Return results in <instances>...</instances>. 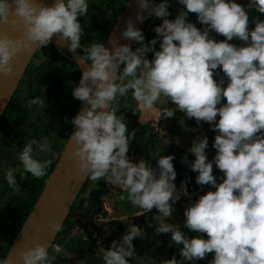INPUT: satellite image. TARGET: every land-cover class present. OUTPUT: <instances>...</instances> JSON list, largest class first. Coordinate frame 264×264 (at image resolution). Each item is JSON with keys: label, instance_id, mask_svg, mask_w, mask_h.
I'll return each mask as SVG.
<instances>
[{"label": "clouds", "instance_id": "clouds-1", "mask_svg": "<svg viewBox=\"0 0 264 264\" xmlns=\"http://www.w3.org/2000/svg\"><path fill=\"white\" fill-rule=\"evenodd\" d=\"M176 2L183 10L169 19V0L155 6L150 0H137L148 17L162 19L154 29L157 38L145 43L143 32L129 19L121 35L140 46L133 50L117 42L110 51L101 42L81 45L84 28L79 18L88 13L87 0H54L50 6L38 0H0V25L21 32L12 38L0 31V75L12 77L18 56L33 55L54 36L72 52L83 47L81 60L87 67L72 95L86 106L69 121L75 126L69 143L74 142L73 157L80 174L122 188L131 204L142 210L138 215L157 210L156 234L171 233V241L183 245L180 260L173 256L163 264L204 260L208 254H214L208 264H264V20L257 18L250 29L245 7L235 0ZM247 7L264 14V0H249ZM189 13L196 14L203 29L189 22ZM145 18L139 12L136 15L138 22ZM213 31L225 39L217 41L210 35ZM234 38L242 44L229 43ZM148 53L154 58L149 60ZM217 70L223 73L219 80ZM129 93L143 113L162 105L160 117L171 118L179 111L194 118L197 126L206 122L218 133L212 161L205 151L207 136L192 141L188 151L194 161L187 155L182 158L198 173L197 185L215 189L185 207L184 227L195 234L192 238L180 225L166 222L173 216V205L181 196H189L187 178L179 191L174 183V156L158 155L154 168L145 159L134 163L127 155L136 130L128 133L125 117L116 113L118 98ZM44 102L36 97L27 104L43 106ZM169 102L175 107H167ZM51 151L47 137L25 144L18 157L21 179L25 173L45 177L52 161L37 159L35 153ZM213 164L223 173L220 183ZM17 171L10 167L4 176L13 191L18 187ZM61 225L51 220L48 228L57 233ZM39 232V228L33 232L32 246L20 249L15 259L11 250L0 264H53L56 255L49 254L48 244L39 242ZM144 237V229L132 224L119 241L113 240L108 249L99 248L97 254L103 264H129L127 258L136 257L133 240ZM61 250L54 248L57 254Z\"/></svg>", "mask_w": 264, "mask_h": 264}, {"label": "rangeland", "instance_id": "rangeland-1", "mask_svg": "<svg viewBox=\"0 0 264 264\" xmlns=\"http://www.w3.org/2000/svg\"><path fill=\"white\" fill-rule=\"evenodd\" d=\"M89 4L88 13L84 17H80V23L86 22L88 28L109 23L114 17L117 5L113 0H87ZM236 3L245 7L248 6L249 0H235ZM171 0H169V11ZM259 18L264 20V14L258 13L253 19V23L249 24L250 29L254 28L255 20ZM160 19V18H159ZM173 19V18H169ZM189 22L196 24L198 28L203 29L197 16L189 13ZM217 41L224 40L225 37L210 32ZM52 38L50 44L41 49H37L31 57L26 74L23 76L21 83L17 86L15 93L12 95V101L9 108L8 116L0 126V247L9 246L17 228V221L10 220V216L14 213L16 203L28 202L33 193L34 177L30 173H25V179H21L22 164L19 161V153L25 144L33 139L43 141L48 138L52 145V151L49 153H35L36 158L40 160L50 159L54 162L64 143L63 135L66 131V125L70 118L67 117L68 112H75L78 106L77 100L72 95V90L79 84L81 78L75 62L67 57L61 47L54 42ZM150 42V40L145 43ZM229 43L240 46L241 41L233 39ZM139 44L134 43V47ZM136 48H134L135 50ZM151 60L150 58H148ZM215 76L219 80L223 73L220 70ZM226 79V78H225ZM40 97L44 99V105L28 106L27 101ZM170 103V102H169ZM123 109V117L133 125L129 129L132 132L136 130V137H148L149 141L154 144L158 155H173L174 168L177 172L174 181L179 191L181 181L186 178L188 180L187 189L189 196H181L173 207L175 209L173 216L167 219V223H175L180 225L181 230L189 238L188 229L184 227V211L185 207L195 202L201 195L208 191H215L210 186H200L195 182V177L190 178L193 173L186 164L182 163V158L187 155L189 161H194L195 156L188 151L192 146V141L197 136H207L209 146L205 150L208 160L212 161L216 155V149L212 147L217 132L212 130V126L206 122H201L200 126L194 118L189 119L184 113L177 111L173 117H160L159 109L162 105H157L156 110L149 113H143L139 110L136 101L132 98L131 93L128 98H123L119 104ZM167 107H170L167 105ZM174 107V105H172ZM67 118V119H66ZM219 117H217V120ZM143 124L148 128L140 129ZM145 146H141V149ZM129 159L134 163H138L141 159H145L142 155L135 152H128ZM157 156H150L145 160L152 167H157ZM16 168L17 190L13 191L8 187L4 179L8 168ZM213 174L217 177V182H222L220 177L223 173L213 164ZM198 174V173H197ZM124 199H121V197ZM79 197L86 200L88 215L84 219L82 212L84 204L74 203L68 219L77 221L80 217L82 221L83 235L86 239H92L98 247L108 249L113 240L119 241L121 237L127 234L128 228L134 224L144 229L145 237L135 238L133 240L136 252L135 258H127L129 264H163L164 260L171 259L173 256L180 260V249L183 245H176L171 241V233L156 234L155 228L158 215L154 208L151 213L138 215L142 210L134 207L127 199V193L119 186L107 184L105 181L93 182L89 179L81 191ZM80 213V215H79ZM67 226V225H66ZM105 229L108 232H105ZM204 238L208 237L203 234ZM59 237V235L57 236ZM92 249L87 259H73V264H103L102 258L97 254L98 250ZM73 253H69V256ZM214 254H208L206 259L194 262L182 261V264H208L213 259Z\"/></svg>", "mask_w": 264, "mask_h": 264}, {"label": "water", "instance_id": "water-1", "mask_svg": "<svg viewBox=\"0 0 264 264\" xmlns=\"http://www.w3.org/2000/svg\"><path fill=\"white\" fill-rule=\"evenodd\" d=\"M38 2L50 6L54 0H38ZM156 0H150V4L154 6ZM249 24L253 23V19L259 12L255 8H246ZM145 16L147 19V11H142L139 8L137 0H126L122 9L115 18V21L102 42L109 50H113V44H127L130 47L134 41L128 40L122 37V32L126 29V21L131 19L138 29H141L143 22L136 20L137 13ZM0 31L7 32L12 38H16L21 35L19 30L12 31L7 25H0ZM54 42L57 43L61 49L65 51L67 57L72 59L80 74L87 67V64L81 60L82 56L76 51L69 50L66 42L60 41L57 36H54ZM64 53V52H63ZM64 53V54H65ZM33 55L24 53L16 58L14 66V75L12 77H6L0 75V116L10 99L25 67L29 63ZM86 105L81 101H78V106L74 116L85 107ZM75 131V126L71 124L68 136L64 141L62 148L54 162V165L49 172L42 189L32 204L25 219L19 226L14 237L12 238L8 249L3 258L8 256L12 250V258L17 257V252L25 246L33 245V232L39 228V242L48 244L51 246L53 240L57 236V233L51 231L48 228V223L51 220H57L62 225L67 218L73 202L77 197L81 187L86 182L87 178L83 177L78 169L77 163L73 157V143L70 142V136ZM47 181H49L47 183ZM56 193V195H53ZM61 225V227H62Z\"/></svg>", "mask_w": 264, "mask_h": 264}, {"label": "trees", "instance_id": "trees-1", "mask_svg": "<svg viewBox=\"0 0 264 264\" xmlns=\"http://www.w3.org/2000/svg\"><path fill=\"white\" fill-rule=\"evenodd\" d=\"M113 2L117 5V9L115 10L114 12V17L111 19V21L109 23H106V24H103V25H98V26H95V29L96 31L93 32V28H88L87 25H86V22L85 21H82V27L84 28V35L81 39V45L82 46H87L89 45L90 43L92 42H103L105 37L107 36L108 32L110 31L114 21H115V18L116 16L118 15V13L120 12V10L122 9L123 5L125 4L126 0H113ZM162 23V19H157L156 21H154V23L152 24V33L150 35V41L154 38H157V34L155 33L154 29L156 26L160 25ZM135 43V42H134ZM156 49L159 50V40L157 42V45H156ZM62 51L65 53V51L62 49ZM82 57L84 56V52H83V47H81L80 49H77L76 50ZM65 55H67L65 53ZM68 56V55H67ZM147 58H150V59H153L154 58V55L153 53H148L147 54ZM27 68H28V65L25 67L12 95L15 93L16 89H17V86L21 83V80L23 78V76L26 74L27 72ZM130 94V93H129ZM129 94L125 97H119L118 98V107H117V115L118 116H123V109L120 108L119 104H120V101H122L123 98H128ZM12 95L10 97V99L8 100L1 116H0V126L2 124V122L6 119V117L8 116V112H9V108H10V105H11V101H12ZM78 102V100H77ZM115 106V105H114ZM74 114L75 112H68L67 113V117L70 118V121L72 120V118L74 117ZM125 123L127 124V127H128V133H131L129 131V129L131 127H133V125H130V123L128 121L125 120ZM70 127H71V123L69 122L67 125H66V131L63 135V139L64 141L66 140L67 136H68V133H69V130H70ZM142 128H148V125L146 124H143L142 126H140V129ZM127 134V133H126ZM145 146L146 148L144 149H141V146ZM129 152H135L139 155H142L145 159L148 158V154H149V157L150 156H157L158 155V152L155 150V147H154V144L152 143V141H149V138L148 137H142V135L138 138L135 136V138L131 141L130 143V148H129ZM157 161V160H156ZM55 162V161H54ZM54 162L51 163V165L47 168L46 172V176L43 177V178H40V179H37L34 177V180H33V183H32V186H33V193L31 195V198L29 199L28 202L24 203V202H21L20 203H16L13 207H15V210H14V213L10 216L9 218V221L12 219V220H15L17 221V230L19 228V226L21 225V223L23 222V220L25 219L27 213L29 212L32 204L34 203L36 197L38 196L40 190L42 189V186L49 174V172L51 171L53 165H54ZM174 162V161H173ZM197 175V173L193 172L191 173L190 175V178H193ZM89 179L86 180V182L84 183V185L81 187L77 197L75 198L74 203H77V204H80L82 206V199L79 197L81 191L83 190L84 186L86 185L87 181ZM71 210L67 216V218L65 219L62 227H61V230L57 233V236L60 235L66 225H67V221H68V217L71 216ZM16 230V231H17ZM16 233V232H15ZM15 235V234H14ZM188 235L190 237H193L195 234L190 232L188 230ZM14 237V236H13ZM98 247L97 245L94 244V241L92 239H86V240H81V239H74V240H71L68 244V247H67V250L74 253L76 255V257H78L79 259H87L89 254H91L92 252V249ZM8 249V246L6 247H0V259H3L6 251ZM96 250H99V248H96Z\"/></svg>", "mask_w": 264, "mask_h": 264}, {"label": "built area", "instance_id": "built-area-1", "mask_svg": "<svg viewBox=\"0 0 264 264\" xmlns=\"http://www.w3.org/2000/svg\"><path fill=\"white\" fill-rule=\"evenodd\" d=\"M161 0H156L154 6L158 3H160ZM159 18H156L154 16L152 17H147V19L143 22V25L141 27V31L143 32L145 36V42L150 39V35L152 33V24L154 21H156ZM134 42L131 46V48L134 50V48L139 47H134ZM123 67V66H121ZM86 200H83V204L85 205ZM80 215V213H79ZM88 215L87 207H84V211L82 212V216L84 219H87L85 216ZM75 216L71 214V217ZM82 221L80 220V217L78 218L77 221H73L72 219H68L67 221V226L65 227L64 231L59 235V237H55L53 240L51 246L49 247V254L50 255H56V260L53 262V264H73V259L76 257V255L73 253L72 256L69 253H72L67 250L68 244L71 240L74 239H81L85 240V236L83 235V229H82ZM56 246H59L62 250L57 254L54 251V248Z\"/></svg>", "mask_w": 264, "mask_h": 264}, {"label": "crops", "instance_id": "crops-1", "mask_svg": "<svg viewBox=\"0 0 264 264\" xmlns=\"http://www.w3.org/2000/svg\"><path fill=\"white\" fill-rule=\"evenodd\" d=\"M170 9H171V11H169L170 12V16L168 18H173L174 19L175 16L177 15L178 11L183 10V6L180 5L179 3H177L176 0H171ZM172 105L173 104L171 102L168 104V106H170V107H172Z\"/></svg>", "mask_w": 264, "mask_h": 264}]
</instances>
